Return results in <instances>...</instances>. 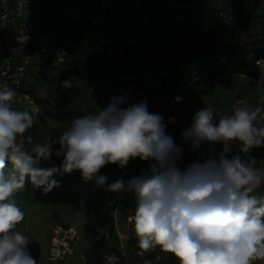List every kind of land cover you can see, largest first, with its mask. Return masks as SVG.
I'll return each mask as SVG.
<instances>
[{"label": "clouds", "instance_id": "clouds-1", "mask_svg": "<svg viewBox=\"0 0 264 264\" xmlns=\"http://www.w3.org/2000/svg\"><path fill=\"white\" fill-rule=\"evenodd\" d=\"M15 96L13 89H0V264H37L28 237L16 230L24 220L16 194L27 182L47 193L59 186L57 174L74 171L84 182L134 194L129 219L144 251L159 247L179 264L264 261V196L253 194L264 185V166L257 167L253 156L244 158L264 148V107L241 102L218 122L212 108L197 110L181 138L198 158L181 168L184 147L166 133L175 117L166 123L145 101L112 96L104 109L72 121L55 151L61 165L43 168L39 162L51 158L52 144L36 145L35 155L29 154L25 145L32 137L25 133L35 119L27 110L13 109ZM205 144L208 149L200 151ZM137 158L151 162L139 176L108 183L101 174L107 165L123 170Z\"/></svg>", "mask_w": 264, "mask_h": 264}, {"label": "rangeland", "instance_id": "rangeland-1", "mask_svg": "<svg viewBox=\"0 0 264 264\" xmlns=\"http://www.w3.org/2000/svg\"><path fill=\"white\" fill-rule=\"evenodd\" d=\"M66 1V8L58 10L56 20L52 19L51 22H57L64 28L70 41V47L73 44L85 46L88 43L95 20L96 8L94 7V2L92 0H76V3L74 2L75 0ZM239 5L241 6V4ZM217 6H220V3H217ZM245 6H247L246 2L243 7ZM247 8L252 12V22L258 23L260 19L264 18V0H256L253 6L249 4ZM213 10L210 14V19L207 17L208 22L204 21L205 25L202 26H199L200 23L197 18L191 14L189 22L182 28L167 31L161 20L156 18L151 22L147 30L138 31L129 23V18L123 16L116 8H112L108 15L110 29L116 27L120 29L114 33L110 32L102 54L108 57L118 55L123 59L136 57L144 65L141 71L143 77L155 83L158 74L162 73L163 70L158 67L157 61L163 51L173 52L179 57H187L194 51L202 53L203 56L214 51L210 42L213 39L210 35V21L216 15ZM246 17L247 15L240 19V31L244 30ZM47 22L50 21L47 20ZM258 31L260 30L252 31V33ZM225 38L226 35H223L213 40L214 42H222ZM147 50H151L152 55H149ZM224 68L222 79L216 80L212 85L213 88L215 86L218 87L215 97L221 108L237 98H243L244 104L251 108L264 107V65L260 70L261 73L258 79L248 78L243 74L236 75L229 65ZM202 70V67H198L195 72L198 75ZM60 84L64 88L72 86L77 89L72 106L79 110L82 116L104 109L107 107L110 97L116 96L114 91L105 84L88 85L85 81L74 78L64 79ZM55 85L56 82L54 77H52V72L47 70L45 74L39 73L34 88L40 98L45 99L53 97ZM11 106L16 110L31 112L22 103H14ZM154 110L159 113L160 107L155 106ZM32 115L35 123L25 133L26 137L31 135L32 142L29 144L26 141L25 146L33 150L37 142L47 133V122L41 119V116L46 118L45 114L38 113L35 115L32 113ZM50 119L53 124L50 143L55 155V151L60 147L58 144L59 137L71 126V122L60 120L56 116H50ZM185 126H187V123ZM254 150L264 153V148ZM57 158L63 160L62 157ZM38 166L49 168L53 166L59 167L60 165L53 163L51 160H41ZM137 166V163L132 162L122 170L116 165H107L101 169V174L109 177L108 183L118 178L125 180L124 176L129 173L130 168ZM75 172L81 177L79 171ZM54 178L59 182V186L47 193L42 188L36 189L30 182H27L23 190L19 191L15 197L18 206L24 212V220L17 225L16 230L28 237L30 241L28 249L30 255L36 259L37 264H51L46 259L47 240L55 220L72 221L78 224L82 235L76 252L84 250L87 256L91 241L102 237L108 229L112 230V235L106 238L108 245L111 248H117L119 243L117 226L111 211V202L117 192L108 191L105 186L104 193H96L72 173L57 174ZM123 194L125 195V192ZM120 206L122 207V201ZM120 223L119 228L123 230V224H127L126 217H122ZM166 258L173 264H179L171 254L169 257L166 256ZM76 262L74 259L67 264H77ZM254 264H264V261H255Z\"/></svg>", "mask_w": 264, "mask_h": 264}, {"label": "built area", "instance_id": "built-area-1", "mask_svg": "<svg viewBox=\"0 0 264 264\" xmlns=\"http://www.w3.org/2000/svg\"><path fill=\"white\" fill-rule=\"evenodd\" d=\"M96 8L95 20L92 32L89 36L86 45V51L91 57L102 54L105 49L107 37L110 31V22L108 18L110 0H92ZM219 0H190L189 2L179 3L172 0H122L121 8L131 14V19L137 28H144L148 22L154 17L155 13L160 10L164 21L165 30L171 31L177 27L183 26L187 21V13L202 10L208 12L213 3ZM230 4L229 14L220 12L216 18L211 20L213 23V34H220V29L217 26V21L224 17L227 19L229 34H235L233 38L234 52H239L237 47L241 40L247 43V48H251L253 43L262 45L264 43V30L252 33L251 30L238 34L239 17L232 3L237 0H227ZM252 1V0H249ZM205 22H208L205 19ZM6 31L12 33L10 40L3 41L0 44V89L10 88L15 90L16 96L12 104L22 103L25 108L33 114H45L47 122L51 124L50 114L55 105V98L49 97L41 99L34 85L37 82V57L33 58L29 52V48L33 47L36 50V55L45 53L50 48L54 49L51 58L52 77L56 78L60 70L66 65L69 59L70 41L64 28L56 22L44 23L42 14L38 6L37 0H0V39L4 40ZM149 55L152 52L148 51ZM205 54V53H204ZM247 57H254L253 52H248ZM202 57V53L199 59ZM226 55H222L220 61H225ZM164 66L170 64V60H160ZM257 64L262 66V60L257 61ZM118 96H125L128 103H139L145 101L148 105V110L153 113L154 108L160 107V114L164 117L167 123V115L175 117L178 128L185 127L187 123V104L182 96V90L176 96H180L179 102L175 101V97L169 101L164 108L161 103L155 106L144 99V95L140 90L118 88ZM243 98H237L233 102L223 106L220 110L219 118L225 114H232L229 109L233 106H242ZM11 104V105H12ZM126 106V105H125ZM218 118V120H219ZM73 120H71L72 123ZM169 124V123H168ZM166 133L170 135V131L166 128ZM52 134H45L42 144L50 143ZM123 192L116 193L111 202L112 214L115 219L118 234V250L116 252H106L103 257V264H139L131 259V254L127 251V243L130 236L124 232L119 225L122 220L120 203L124 198ZM130 213L126 217V223L130 222ZM78 225L72 223L54 224L48 250V260L52 263L67 264L72 260L82 261L85 259V254H76L75 247L79 241ZM137 256H142V252L138 251ZM169 257L170 254L166 253ZM142 264H148L143 262Z\"/></svg>", "mask_w": 264, "mask_h": 264}, {"label": "trees", "instance_id": "trees-1", "mask_svg": "<svg viewBox=\"0 0 264 264\" xmlns=\"http://www.w3.org/2000/svg\"><path fill=\"white\" fill-rule=\"evenodd\" d=\"M179 3L189 2L190 0H172ZM250 6H253L256 0L249 1L247 0ZM76 3V0L74 1ZM122 0H110L109 5V13L112 8H116L119 12L129 18V23L133 25L138 31H144L148 29V26L151 22L159 18L164 25V21L161 15V11L158 10L154 17L148 22V24L140 29L137 28L131 19V14L128 11H124L121 8ZM220 2V6H217V3ZM218 2L213 3L208 12H204L202 10L193 11L187 13V21L186 23L177 28H182L189 22V18L192 16L197 18V21L200 23L199 26L205 25L204 21L207 17L210 19V14L212 10L216 13L213 18H216L220 12H224L226 15L229 14L230 4L227 0H219ZM233 7L236 10V13L239 17L240 24V14L238 12L237 1L232 3ZM67 6L66 0H59V10H63ZM251 10L246 14V21L244 30L240 31L238 28V34H242L245 31L250 30L251 25ZM212 18V19H213ZM211 19V20H212ZM248 22V25H247ZM211 23V21H210ZM217 26L220 29V34H213V23H211V31L210 35L213 39H218L223 35H226V40L222 42H214L212 46L214 51L206 53L204 56L199 59L200 52L194 51L187 57H179L173 54V52L163 51L161 53V57L158 58V67H163L160 63V60H170V64L167 66L171 69L170 72L159 73L157 76V80L155 83L150 82L146 78L143 77L141 71L142 67H144L142 62H139L136 57L132 59H123L118 55H114L112 57H108L104 54H99L95 57H91L88 55L85 46H77L72 45L69 48V59L66 65L60 70L58 76L55 79L56 85L54 86V98L55 105L53 111L50 116H56L60 120L70 121L80 118L82 116L81 112L75 109L72 106L75 95L77 93V89L75 87L64 88L61 86V81L64 79L74 78L85 81L88 85L100 83L105 84L111 88L115 95L117 94L118 88H128V89H136L140 90L144 99L150 102L152 105H156L157 103H161L165 108L169 101H171L179 91L182 90V96L184 98L185 103L189 102L198 95H203L209 93L213 87L214 82L224 74L225 66L229 65L236 75L243 74L248 78L258 79L261 73V68L264 65V43L262 45H258L253 43L251 48H247V43L244 40H241L237 45L240 48L239 52H234L235 46L233 45V38L235 34H229L227 19L221 17L217 21ZM120 28L116 27L114 29H110L111 33L118 31ZM108 34V35H109ZM149 50H147L148 52ZM151 51V50H150ZM253 52L254 57H247L246 54L248 52ZM54 49L50 48L45 53H39L37 55L38 62L35 65L37 69V77L39 73L45 74L47 70L51 71V58L53 55ZM222 55H226L225 61H220ZM174 58V59H171ZM262 60V66L257 64V61ZM198 67H202L201 73L198 75L195 72V69ZM120 97V96H119ZM221 108V107H220ZM216 113V119L218 121L220 115V109ZM167 119L170 118L169 115L166 116ZM41 119L47 122V119L41 116ZM167 129L170 131V136L173 138L175 143H177L179 137L181 136L182 128L177 127V122L169 123L167 125ZM53 124L47 122V132L52 134ZM45 135L41 140L37 142V145L42 144ZM216 151L221 149V145L217 144L214 146ZM29 154L35 155L34 151L30 147H26ZM208 149V145L205 144L201 151H206ZM184 159L183 162L179 163L180 166L185 167L193 160L198 158V153L192 152L191 150L184 149ZM235 147L233 151H235ZM243 155V154H242ZM253 156L257 158V167L264 166V153L259 150H252L248 156L244 158H249ZM51 160L53 163L61 165L62 160L58 159L56 155L52 154ZM140 160L137 158L132 160L130 163L135 162L138 163ZM144 172L143 170L137 169L135 167L130 168L131 175L137 176L138 173ZM72 174L82 181L85 185H87L91 190L97 193H104L103 187H98L93 182H84L79 174L75 171ZM261 192H264V186L258 189ZM264 196V194L259 195ZM112 235V230L108 229L106 233L97 239H93L90 243L89 250L87 252V256L85 255V259L82 261H77V264H103V257L106 252H116L119 253L118 248H111L108 245L106 240L107 236ZM127 251L131 254V259L139 264L143 262H147L148 264H173L166 258V254L162 252L159 247L144 251L139 248L137 238L134 235H131L128 243H127ZM138 251L142 252V256H137L136 253Z\"/></svg>", "mask_w": 264, "mask_h": 264}, {"label": "crops", "instance_id": "crops-1", "mask_svg": "<svg viewBox=\"0 0 264 264\" xmlns=\"http://www.w3.org/2000/svg\"><path fill=\"white\" fill-rule=\"evenodd\" d=\"M37 2H38L39 9L41 11V14H42V20H43L44 23H49V22H47V20H49L50 22H51L52 19L56 20V14H57V11L59 10V0H37ZM245 2L247 3V6H248L249 4H248L247 0H237V6H238V12L240 14V19L244 18L245 15L249 11L247 6L243 7ZM218 3H220V2H218ZM220 4H222V3H220ZM239 4H241V6ZM254 20H257V19H254ZM250 23H251V25H250V30L251 31L264 30V18L260 19L258 21V23L257 22L255 23V22H252V21ZM11 38H12V33L10 31H6V33L4 34V40L0 39V44L3 41L10 40ZM29 52L32 54L33 58L37 57L36 50L33 47L29 48ZM163 67H162V69H163L162 73L169 72V70H170L169 67H167V66H163ZM159 68H161V67H159ZM222 77L223 76L221 75L217 80L222 79ZM155 84H157V83H155ZM217 89H218V87L215 86L209 93L203 94V95H198V96L194 97L189 102L188 107H187V117H188L187 126L182 128V132L188 126H190V124L192 123V117L195 114V112L197 110L203 108V107L212 108V110L214 112L215 120L217 121L216 113L218 112L219 108L221 107V105L217 102V99L215 97ZM182 132H181V136H182ZM181 136L179 137L176 145L177 146H183L184 149L190 150L189 143L183 141ZM203 147H204V145L202 146V148ZM202 148H201V150H202ZM150 163H151L150 161H141L140 160L137 163L138 166L135 167V168L143 170V171H146L149 168ZM180 167L183 168L182 166H180ZM141 174H142V172L138 173L137 176H139ZM131 177H133V176L131 175V173L129 171V173L124 176L125 181H127ZM103 188H105V187H103ZM258 189L255 191V193H253L254 195L259 196V195H261V193H263V192L259 191ZM135 207H136V202H135L134 194L129 193V192H125V196H124V198L122 200V207H121L122 217L125 218V217H127L128 214L134 212L135 211ZM57 222L65 223V224L72 223V221L65 222V221L55 220L54 223H53V227H54V224L57 223ZM78 229H79V234H80V236H79V241H80V237H81L82 234H81V230H80L79 226H78ZM52 230H53V228H52ZM123 231L126 232L130 236L135 234L132 225L123 224ZM50 232L52 233V231H50ZM51 233H50V235L48 237V240H47V244H48V249H47V253H46V259L47 260H48V250H49V242H50ZM79 241L76 244L75 252H76L77 246L79 244ZM76 254H85V252H84V250H82V251L79 250V251L76 252ZM48 262H49V260H48ZM49 263L55 264V263H52V262H49Z\"/></svg>", "mask_w": 264, "mask_h": 264}]
</instances>
